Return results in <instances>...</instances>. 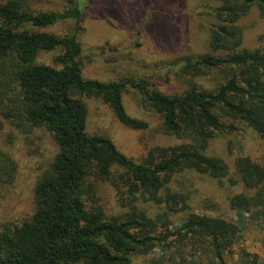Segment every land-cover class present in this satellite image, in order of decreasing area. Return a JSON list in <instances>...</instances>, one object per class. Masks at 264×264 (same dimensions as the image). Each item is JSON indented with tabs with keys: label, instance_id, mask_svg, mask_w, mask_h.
<instances>
[{
	"label": "trees",
	"instance_id": "16d2710c",
	"mask_svg": "<svg viewBox=\"0 0 264 264\" xmlns=\"http://www.w3.org/2000/svg\"><path fill=\"white\" fill-rule=\"evenodd\" d=\"M71 1L67 8L54 9L35 0H0V129L8 125L30 142L34 130L43 128L55 146L48 166L37 168L41 172L30 211L0 227V264H131L134 254L148 253L178 231L155 234L154 220L146 212L107 214L90 202L97 180L114 179L123 170L135 191L150 194L146 200L165 202L173 210L190 198L189 191L173 190L177 174L208 173L221 182L230 177L229 165L205 152L217 131L234 132L243 123L264 140V30L248 44L241 22L253 7L263 17L264 0H218L211 6L213 21L203 29L199 50L188 51L170 66L183 77H208L210 84L194 80L172 93L143 80L87 75V57L92 64L103 58L99 49L105 43L89 38L87 0ZM111 2V8H99L102 13L117 9L112 8L115 0ZM67 23L71 27L65 32L52 30ZM159 28L145 26L143 32L154 45L175 43L166 34L171 29ZM141 38L138 31L133 46L141 45ZM51 52L53 63L42 60ZM129 83L140 106L161 117L160 132L186 142L154 147L137 161L109 134L90 130L94 99L104 101L124 126L152 128L148 120L128 112L124 93ZM235 170L238 177L230 181L240 182L245 191L230 197L231 207L255 211L264 220V165L239 156ZM18 171L16 159L0 146V187L13 184ZM159 190L164 192L159 195ZM181 229L195 235L194 241L203 238L221 264L240 232L236 222L194 210ZM246 258L248 264H260L258 254Z\"/></svg>",
	"mask_w": 264,
	"mask_h": 264
},
{
	"label": "rangeland",
	"instance_id": "374dc122",
	"mask_svg": "<svg viewBox=\"0 0 264 264\" xmlns=\"http://www.w3.org/2000/svg\"><path fill=\"white\" fill-rule=\"evenodd\" d=\"M87 1L83 6L87 8V25L91 33L89 38L105 43L99 49L104 51L103 58L96 59L92 64L89 62L91 57H87V75L101 79L143 80L169 93L187 88L194 80L209 86L208 77H183L176 73V69L171 70L170 66L188 51L199 50V44L204 42L203 29L208 26V22L213 21L211 6H216L218 0H115L116 6L112 8L117 9L106 13H102L103 10L99 8H111L109 0ZM35 2L42 8L62 9L67 8L72 1ZM151 4L155 5L148 8ZM253 8L241 20L248 44H254L264 30V16ZM145 26L160 27L163 32L164 28L171 29L166 34L173 37L175 43L154 45L152 36L143 32ZM70 27V23L60 24L52 30L65 32ZM138 31L142 33L139 39L142 43L133 46ZM53 57V52L47 53L42 56V60L53 63ZM138 96L136 89L129 83L124 93L126 108L132 116L152 123L151 129L133 130L124 126L104 101L94 99L90 102V130L109 134L123 152L137 161H142L154 147L186 142L185 139L161 133V117L152 109L140 106ZM223 119L231 121L227 116ZM237 124L239 127L234 132L217 131L205 149L208 155L220 158L229 165L230 177H238L235 160L239 156H250L264 165V140L249 126ZM32 137L27 142L12 133L8 125L0 129V146L9 151L19 165L13 184L0 187V227L6 222L18 220L30 211L34 182L41 172L37 168L47 167L55 151L50 133L43 128L34 130ZM31 142L35 145L31 146ZM230 177H225L221 182L208 173L188 171L177 174L172 183L173 190L189 191L190 198L186 204L181 203L171 210L165 202L160 204L153 199L146 200L150 194L143 190L135 191L129 177L121 170L114 179L96 181L90 202L101 205L109 215L127 217L146 212L154 220L155 234L178 231L168 241L155 244L148 253L134 254L131 264H178L179 261L183 264H221L203 238L194 241L192 237L195 235L181 229L193 210L198 214L224 217L239 225L240 232L235 243L231 251L225 254L226 264H248L247 254H258L260 264H264V220L255 211L231 207L230 197L245 191V188L240 182L233 185ZM163 192L159 190L158 194Z\"/></svg>",
	"mask_w": 264,
	"mask_h": 264
}]
</instances>
